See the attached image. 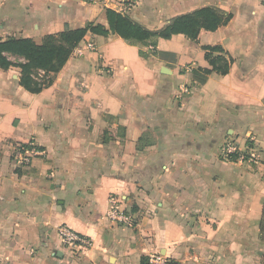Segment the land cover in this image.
Segmentation results:
<instances>
[{"label":"crops","instance_id":"obj_1","mask_svg":"<svg viewBox=\"0 0 264 264\" xmlns=\"http://www.w3.org/2000/svg\"><path fill=\"white\" fill-rule=\"evenodd\" d=\"M203 6L233 18L198 41L160 39L158 56L89 32L38 94L0 69V105L13 107L0 122V264H151L158 253L169 264H263L264 0H0V38L40 43L67 25H108L106 7L159 29ZM207 45L235 61L200 85ZM225 140L258 163L222 159ZM29 142L43 155L21 165ZM112 196L132 225L108 219ZM60 225L92 240L86 254L63 246Z\"/></svg>","mask_w":264,"mask_h":264},{"label":"trees","instance_id":"obj_2","mask_svg":"<svg viewBox=\"0 0 264 264\" xmlns=\"http://www.w3.org/2000/svg\"><path fill=\"white\" fill-rule=\"evenodd\" d=\"M105 12L108 25L95 22H88L78 28L67 25L63 31L45 35L40 43L30 37L0 38V69H17L20 86L38 94L54 83L56 75L89 32L102 36L118 35L131 45L150 47L151 54L158 56L160 39H172L175 35L182 34L192 41H198L202 30L214 32L233 18L232 13L223 9L203 6L173 17L159 29H149L123 12L108 7ZM203 49L211 68L199 67L193 70L194 79L200 85L206 83L212 72L227 75L235 61L221 45H207ZM151 54L140 50V55L144 58ZM259 231L264 243V204Z\"/></svg>","mask_w":264,"mask_h":264},{"label":"built area","instance_id":"obj_3","mask_svg":"<svg viewBox=\"0 0 264 264\" xmlns=\"http://www.w3.org/2000/svg\"><path fill=\"white\" fill-rule=\"evenodd\" d=\"M77 53L81 54V51L78 50ZM184 91H189L188 87H184ZM18 148L19 156L17 162L21 165H28L32 162L33 158L43 155V151H40L33 142L22 144ZM220 156L224 160L247 161L252 164H256L259 161L255 153L241 150L231 140L224 141L220 150ZM107 217L111 222L121 225L130 226L134 222L133 216L120 208L118 200L114 196L110 197V208L107 212ZM58 232L63 246L71 251L72 254H86L92 246V240L88 236L76 232L68 225H60ZM149 260L151 264H169V260L161 253L151 255Z\"/></svg>","mask_w":264,"mask_h":264},{"label":"rangeland","instance_id":"obj_4","mask_svg":"<svg viewBox=\"0 0 264 264\" xmlns=\"http://www.w3.org/2000/svg\"><path fill=\"white\" fill-rule=\"evenodd\" d=\"M123 3H124V5H122L123 7H132L134 5L133 2H128V1L123 2ZM12 71H14L16 73L18 72L17 69H15V68H13ZM12 109H13V107L10 103H3L0 105V122H1L2 118L5 117L2 115L12 113ZM26 126H29V123H27ZM249 144H251V143H249ZM250 147L252 148V145ZM246 151L250 152L251 150L247 149Z\"/></svg>","mask_w":264,"mask_h":264}]
</instances>
